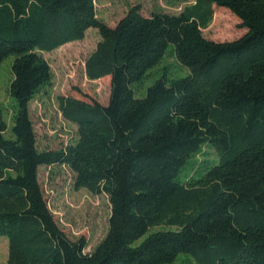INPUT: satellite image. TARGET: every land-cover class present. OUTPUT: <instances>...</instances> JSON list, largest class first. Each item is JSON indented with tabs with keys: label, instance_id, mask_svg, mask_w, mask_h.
Segmentation results:
<instances>
[{
	"label": "trees",
	"instance_id": "1",
	"mask_svg": "<svg viewBox=\"0 0 264 264\" xmlns=\"http://www.w3.org/2000/svg\"><path fill=\"white\" fill-rule=\"evenodd\" d=\"M93 3L0 0V62L14 55L11 123L0 120L5 264H171L178 253L192 264H264V0H193L147 16L134 4L113 26ZM212 4L245 32L204 38ZM88 28L99 40L84 74L109 76L108 101L57 96L75 137L39 150L28 106L50 68L38 52L81 40ZM165 54L187 73L160 66L137 96ZM203 145L215 158L192 160V174L178 179ZM42 165H63L75 189L106 195V232L89 252L83 236L69 238L53 218L37 178ZM154 226L166 228L148 232Z\"/></svg>",
	"mask_w": 264,
	"mask_h": 264
},
{
	"label": "rangeland",
	"instance_id": "2",
	"mask_svg": "<svg viewBox=\"0 0 264 264\" xmlns=\"http://www.w3.org/2000/svg\"><path fill=\"white\" fill-rule=\"evenodd\" d=\"M192 2L193 0H94L93 4L97 18L106 25L113 26L134 4H138L140 13L147 16L153 11L177 13L183 6ZM211 8L210 21L201 28L204 38L226 41L235 39L245 32V28L239 26V19L227 8L215 4H212ZM98 40L97 30L88 28L81 40L64 43L49 52H38L49 65L50 82L34 95L28 106L37 149H57L75 137L76 126L62 118L57 96H72L87 102L107 103L109 76L90 80L86 78L83 69L84 58L93 50ZM13 56L9 54L0 62V120L7 126L11 123L13 107V100L7 93ZM163 65L169 67L170 75L183 76L187 73L185 67L165 54L160 62L149 70L151 73L148 77L135 87L137 96L143 94V88L150 83L155 71ZM203 158H215L213 150L205 145L202 146L200 153L183 164L178 179L192 174L189 168L192 160L199 161ZM195 164L196 162L192 165ZM37 178L47 206L59 227L71 239L83 236L86 241L83 251L89 252L106 232L109 214L106 195L92 194L83 188L75 189L73 174L63 165L39 166ZM160 227L166 228L154 226L148 232ZM142 238L143 236L136 242ZM6 254L7 239L0 235V264H5ZM171 264L192 263L187 253H178Z\"/></svg>",
	"mask_w": 264,
	"mask_h": 264
}]
</instances>
